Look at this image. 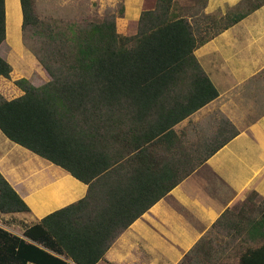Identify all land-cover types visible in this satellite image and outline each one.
Wrapping results in <instances>:
<instances>
[{"label":"crops","instance_id":"0c3cea01","mask_svg":"<svg viewBox=\"0 0 264 264\" xmlns=\"http://www.w3.org/2000/svg\"><path fill=\"white\" fill-rule=\"evenodd\" d=\"M239 1L206 0L203 12L220 17ZM4 2L6 31L10 16V37L16 44L18 38L12 34L22 22L20 0ZM155 2L125 0L124 17L118 18V25L130 24V31L137 29L141 12L153 9ZM193 55L217 90V96L164 131L154 129L156 123H165L171 106H192L203 99L193 61L175 66L176 77L166 82L168 87L162 95L147 98L158 107L136 122L130 112V142L128 138L126 144L115 138L113 118L80 112L75 118L62 110L54 115L62 117V122L75 119L78 122V130L72 134L61 127L66 136L64 148L71 151L73 166L82 167L89 162L105 167L98 175L103 178L100 187L96 192L92 190L94 197L90 200L99 207L100 219L113 210H106L110 205L116 206L123 194L119 191L122 182H127L137 169L153 171L146 174L145 181L153 176L172 185L113 239L95 264H180L195 252L194 247L200 241L199 245H206L203 250L200 246V255L212 258L207 253L216 241L212 243L208 235H214L212 231L217 233L215 229L219 227L234 229L223 239L229 248L239 244L244 235L253 240L263 238L261 214L231 221L233 216L228 213L217 228L213 225L226 210L238 212L244 204L255 203L253 197L264 198V4L198 44ZM14 68L33 86H38L32 80L33 72L28 74L20 67ZM15 89L5 96L7 100L23 94ZM87 119L91 131L85 129ZM233 127L237 130L234 135ZM124 145H130V154L120 158L118 152ZM0 173L29 208L0 212V227L20 237L44 216L83 199L89 189L87 183L62 166L12 141L1 130ZM140 175L144 177L145 173ZM127 214L123 215L124 220ZM213 249L214 257L222 255L216 245ZM59 257L74 264L69 258Z\"/></svg>","mask_w":264,"mask_h":264},{"label":"trees","instance_id":"16d2710c","mask_svg":"<svg viewBox=\"0 0 264 264\" xmlns=\"http://www.w3.org/2000/svg\"><path fill=\"white\" fill-rule=\"evenodd\" d=\"M33 1L20 0L22 29L36 24ZM172 4L173 0H156L153 9L141 12L137 31L130 36L117 33L115 16L98 22L67 23L57 31L55 44L38 56L39 63L50 77L39 86H33L0 55V130L12 141L62 166L89 185L83 199L44 216L25 229L23 237L0 227V264H71L59 256L71 259L74 264H95L113 239L172 187L158 177L150 176L145 181L146 174L151 175L153 171L137 169L127 182H122L119 191L123 194L116 206L110 205L106 210H113L100 219L99 207L90 200L94 197L92 190L96 192L100 187L103 178L98 175L105 167L89 162L82 167L73 166L71 151L64 148L66 136L61 127L72 134L78 130V122L76 119L62 122V117H54L62 110L75 118L79 112L113 118L112 124L117 132L115 138L126 144L128 138L130 142V112L136 122L158 107L150 104L147 98L160 97L168 87L166 82L176 77L173 68L190 61L198 73L197 86L204 94L203 99L192 106H171L165 123H156L154 130L164 131L176 120L216 97L217 90L194 58L193 49L263 5L264 0H240L220 17L218 22L222 23L218 31L207 32L201 37H197L186 16L172 13ZM5 38V2L0 0V46ZM12 88L22 90L23 94L7 100L5 96ZM51 98L60 101H45ZM89 122L87 119L85 129L91 131ZM236 132L233 127L232 134ZM123 150L118 152L120 158L130 154V145H124ZM143 172L144 177L140 175ZM94 178L97 180L92 182ZM28 210L0 173V212ZM228 213L226 210L213 228H217ZM260 214L264 231V207ZM120 221L123 222L118 224ZM204 246L201 245L202 250ZM207 254L212 256L210 249ZM238 264H264V242L247 247L240 254Z\"/></svg>","mask_w":264,"mask_h":264},{"label":"rangeland","instance_id":"374dc122","mask_svg":"<svg viewBox=\"0 0 264 264\" xmlns=\"http://www.w3.org/2000/svg\"><path fill=\"white\" fill-rule=\"evenodd\" d=\"M124 1L125 0H34L32 9L36 17V24L34 26L29 25L25 29H22L21 22V25L17 26V29L15 27L14 33L12 34L18 38V42L15 44L11 40L13 39L11 38L12 36L10 37L11 17L9 16L6 38L0 46V55L6 60H9L14 67L21 68V65L26 63L21 69L26 70L25 72H28V74L33 72L32 80L39 86L47 82L50 77L39 63L38 56L43 55L49 46L55 44L54 37L57 31L63 26H66L67 23L98 22L105 18L115 16L117 33L123 36L134 35L137 29L130 31V24L124 26L118 25V18L124 17ZM205 1L206 0H173L172 4V13L186 16L188 20L192 22L191 24L197 37L205 36L207 32L214 33L218 31L222 23L220 22L219 24L218 22L222 16L218 17L216 15L204 14ZM198 21L204 25L199 26ZM197 28H199V30ZM18 47L22 49L23 52H20ZM121 143H123L122 140ZM120 148H124V146ZM122 152H124V150H122ZM252 199H254L255 203H252V205L244 204L238 212L228 210L229 214L233 216L230 220L244 221L245 218L252 219V217H259L260 211L264 207V198L253 197ZM229 230L234 231L233 227L228 230L219 227L215 229L217 233L212 231L214 235H208L212 243L216 241V244H214L218 247L217 252H221L222 255L214 257V253L216 254L213 249L215 245L211 244L212 258L202 257L199 251L201 245H199V247L194 248L195 252L188 254L180 264H238L240 254L247 249V247H254L264 242L263 238L260 240H253L244 235L238 240L239 244L229 248L226 242L223 241L225 237L230 236ZM235 232H237V230ZM217 237H219L218 241L221 244H218Z\"/></svg>","mask_w":264,"mask_h":264}]
</instances>
